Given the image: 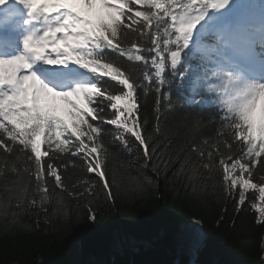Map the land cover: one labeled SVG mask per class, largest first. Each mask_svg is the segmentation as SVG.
<instances>
[{"label":"snow or ice","instance_id":"1","mask_svg":"<svg viewBox=\"0 0 264 264\" xmlns=\"http://www.w3.org/2000/svg\"><path fill=\"white\" fill-rule=\"evenodd\" d=\"M134 5H142L143 10L134 11ZM239 15L234 0H0V147L12 153L18 142L19 150L34 161L40 205L49 201L46 176L55 178L53 191L63 187L61 175L50 162L52 157L42 162L49 152H42L41 146L55 143L63 152L62 146L75 137L78 143L72 145L76 150L72 155L80 152L91 157L97 147L89 150L84 137L95 145L106 131L105 124L116 126L113 139L125 147L129 142L126 134L138 142L145 166L151 163L157 173L161 167H170L171 161L163 165L153 162L159 158V145L153 138L160 131L162 101L172 107L165 86L173 80L179 85L189 74L193 92L218 82L207 89L215 98H195L190 103L217 106L222 110L221 134L224 128L231 129L232 139L246 147L238 157L220 160L225 190L238 194L237 211L242 210L249 188L257 189L258 199L264 202V178L260 186L251 183L249 168L251 159L264 153V29L257 37L251 25L233 20ZM128 43L131 47L124 46ZM120 57L143 65L142 80L126 75L118 63ZM192 59L197 64H190ZM169 66L173 80L166 79ZM151 87L157 94L152 132L145 127L148 117L138 118L139 90L146 95ZM217 87L222 89L219 95ZM58 101L63 102L71 122L58 114ZM176 118L185 125L189 120L187 116ZM195 123L199 125V120ZM29 148L30 154L26 152ZM192 151L203 160L202 149L193 145ZM245 156L248 162H242ZM190 162L195 174V163L187 155L181 169ZM201 166L209 169L210 162ZM97 167L89 163L87 171L95 172ZM246 173L249 179L243 178ZM97 175L104 180V172ZM103 189L107 190L104 203L113 201L108 204L112 211L114 197L107 181ZM140 191L143 193V186ZM31 203L35 205L36 200ZM95 203L98 211L89 207L86 216L76 217L90 231L96 230L98 216L105 210L99 201ZM251 207L264 217V206ZM65 223L73 221L69 217ZM205 239L202 229L192 232L188 251H198ZM113 242L118 244L119 237ZM261 248L264 250V239Z\"/></svg>","mask_w":264,"mask_h":264},{"label":"trees","instance_id":"2","mask_svg":"<svg viewBox=\"0 0 264 264\" xmlns=\"http://www.w3.org/2000/svg\"><path fill=\"white\" fill-rule=\"evenodd\" d=\"M133 7L134 11L143 10L142 5ZM124 46L131 47V43ZM108 55L116 59L114 53L108 52ZM118 63L126 75L131 73L142 80L144 68L140 62L120 57ZM189 63L193 64L191 60ZM170 72L169 66L166 79L173 80ZM191 78L189 74L181 84L173 80L164 88L172 107L162 101L160 131L153 138V143L159 145V158L153 162L163 165L171 161V166L166 170L161 167L159 173L151 163L145 166L142 148L130 134H126L129 142L125 147L122 141L113 139L116 126L105 124L106 131L95 145L84 137L89 150L97 147L91 157L85 158L80 152L72 155L76 151L72 145L78 143L75 137L62 146L63 152L55 143L51 147L41 146L42 152H49L48 157L42 156V162L52 157L50 162L56 166L63 182V187L53 191L55 178L45 177L49 201L42 207L34 161H29L25 152L19 150L22 146L18 142L12 146V153L0 147V264H71L72 240L79 242L85 254L101 258L91 264H264L261 248L264 217L251 207L252 204L264 206V202L258 199L257 189L249 188L245 191L242 210L237 211L238 194L230 195L225 190L220 164L221 159H228L230 155L238 157L246 147L232 139L231 129L224 128L221 134L222 110L218 111L217 106L190 103L195 98L207 99L210 94L207 86L193 92ZM139 91L138 118L143 121L147 116L145 127L152 132L156 127L157 94L154 87L149 88L146 95L143 90ZM59 115L71 122L65 109ZM177 115L187 116V125L178 120ZM197 120L199 125L195 123ZM89 122L95 124L91 118ZM193 145L204 151L203 160L192 151ZM26 152L30 154V148ZM186 155L195 163V174L191 162L181 169ZM248 161L245 156L242 162ZM209 162V169L201 166ZM262 162L264 153L253 157L249 163L251 183L258 186L264 178ZM89 163L98 164L95 172L87 171ZM98 172L105 173L104 180L99 178ZM243 178L249 179L248 174ZM105 181L114 197L112 211L108 204L113 201L104 203ZM33 199L35 205L31 203ZM96 201L105 210L98 216L96 230L90 231L86 223L76 217L86 216L89 207L98 211ZM69 217L73 221L71 225L65 223ZM191 218L200 220L206 239L194 253L178 251L175 231L183 220ZM121 231L140 243L110 253V246Z\"/></svg>","mask_w":264,"mask_h":264},{"label":"rangeland","instance_id":"3","mask_svg":"<svg viewBox=\"0 0 264 264\" xmlns=\"http://www.w3.org/2000/svg\"><path fill=\"white\" fill-rule=\"evenodd\" d=\"M239 2V0H234V7L237 6L236 4ZM60 107H65L63 105L62 101L57 102ZM199 221V223H197ZM203 230V227L200 223V220L197 218H191L189 220H183L177 230L175 231V238L176 242L178 244V251L187 252V253H194L189 252L187 248V240L188 236L197 230ZM117 234V232H115ZM203 233L205 234V231L203 230ZM119 237V243L112 242L110 246V253L115 250H122L124 247H135L138 243H140L138 239H131L132 237L129 235H126L123 231L118 235ZM72 246L70 247V252L72 255V261L71 264H91L92 262L97 261L98 259L96 255L91 253H84L81 250V247L79 245V242L72 240L70 243H72ZM10 264H17L16 262H12Z\"/></svg>","mask_w":264,"mask_h":264},{"label":"bare ground","instance_id":"4","mask_svg":"<svg viewBox=\"0 0 264 264\" xmlns=\"http://www.w3.org/2000/svg\"><path fill=\"white\" fill-rule=\"evenodd\" d=\"M256 69H257V70H259V68H258V67H257ZM259 71H260V70H259Z\"/></svg>","mask_w":264,"mask_h":264}]
</instances>
